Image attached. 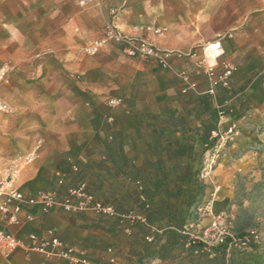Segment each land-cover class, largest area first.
<instances>
[{
    "label": "crops",
    "instance_id": "obj_1",
    "mask_svg": "<svg viewBox=\"0 0 264 264\" xmlns=\"http://www.w3.org/2000/svg\"><path fill=\"white\" fill-rule=\"evenodd\" d=\"M230 1L225 3L230 6ZM254 3L257 12L230 38L220 41L218 68L222 63L236 68L231 79L232 91L238 92L235 96L248 91L262 75V103L264 0ZM225 8L229 16V7ZM219 17L216 0H0V67L11 70L0 84V101L8 108L0 112V179L17 156L34 150L32 162L21 169L11 188L47 186L59 170L66 171V158L71 157L82 169L93 171L95 178L86 179L90 187L111 189L116 200H129L126 176L114 175L111 157L115 150L100 146L97 140L108 139L107 144H112V126L117 125L133 142L127 151L128 169L146 168L151 164L145 156L155 144L154 128H167L169 120L179 116L198 119L199 105L191 103L184 110L182 87L170 81V71L125 58L117 45L94 55H85L83 48L113 18L125 35L172 52L173 71H193L200 46L233 26L230 16L217 23ZM189 52H193L191 57H182ZM249 63L260 69H249ZM250 74L254 78L249 85H240ZM137 92H141L140 103L130 105ZM111 100L121 103L111 104ZM95 113L105 128H95ZM175 135L181 137L180 132ZM2 203L0 197V228L22 246L7 256L0 254V264H69L56 255L26 249L31 234L40 240L59 237L83 251L88 264H110L108 248L113 250L112 264H166L159 256L150 258L146 254L149 244L143 241L153 235L158 252L168 248L165 230L156 235L149 226L115 230L92 213L70 214L58 206L47 213L31 208L28 212L33 218L27 221V211L12 215L10 206L7 211L1 209ZM187 253L184 246L174 264H180Z\"/></svg>",
    "mask_w": 264,
    "mask_h": 264
},
{
    "label": "rangeland",
    "instance_id": "obj_2",
    "mask_svg": "<svg viewBox=\"0 0 264 264\" xmlns=\"http://www.w3.org/2000/svg\"><path fill=\"white\" fill-rule=\"evenodd\" d=\"M254 1L231 0L229 6L225 3V0H216L217 15L220 16L217 23H221L222 20L230 16L233 26L223 32L217 33L214 41L200 46V55L194 64L195 69L193 71L190 69L173 71L170 62L171 58L167 69L160 68L141 59H133L141 60L153 68L162 71H170L173 76L170 81H178L182 87V93L192 91L198 97L207 96V104L211 106L210 110L215 114L216 121L213 123L214 127L209 134L210 144L206 146L207 150L202 157L198 156L200 150L198 137L188 134L181 144L190 147V149L180 156L175 163L168 161L163 156V164L158 173L155 172L154 163L158 156L164 154L168 140L176 136L175 132L179 131H174L169 123L166 124L167 128L155 127V135H153V142L155 144L145 156L151 164L144 168V172L139 173L138 179L141 184L138 182L135 185L134 181L126 177L130 195L133 193L134 188L139 192L140 187L150 181L148 184L151 185V189L146 198L147 200L143 196L139 197L142 202L146 201L144 209H148L149 206L159 207L164 202L170 206L168 211L174 213L178 221L183 223V225L186 223L183 230L187 234L203 239V232H207L208 230L209 234L204 238L205 246L202 250L210 258L212 257L207 250L213 248L210 246H213L216 240L222 239L223 243L221 247L226 248L227 251L225 264H264V102L261 103L263 99L261 79L263 76H257L255 83L252 84L248 91L241 92V94L235 96L238 92L232 91L231 79L236 68L225 63L221 64V69L218 68V58L221 54L220 45L219 49L214 51H210L207 47L211 44L220 43L225 38H230L239 27L245 25L249 17L257 12L255 6H252V4H255ZM225 6L229 7V16ZM245 6L246 10H243ZM225 12L227 13L226 16ZM237 19L238 24L236 23ZM192 55L193 52H189L182 57L189 58ZM248 67L251 70L260 69L259 65L251 63L248 64ZM226 68H229L231 73L227 79L223 80L222 76ZM192 76H196V79H193ZM253 78L252 74L245 75L240 85H249ZM140 93L137 92L135 98L130 100V105H138L140 103ZM120 103L121 101L117 100L115 104ZM202 104L198 103L199 107L197 110L200 115L199 118L197 117L198 119L203 118L204 106ZM198 119H187V121L199 125L200 121ZM196 120L199 122H196ZM97 126L105 128V124L99 122L98 119ZM112 127L114 130H120L123 133L117 135L112 144H107L106 141L109 140L102 138L97 140L98 144L110 150L111 148L115 150L116 154L112 156L113 160H115V163L114 161L112 162L114 169L116 168V163L122 161L124 162L125 172L134 173L135 171L128 169L127 163L129 157L127 151L133 142L128 138L129 134L126 131L118 129L117 125ZM185 128L191 130L188 124ZM229 128H232L231 134H227ZM212 132H216L217 135L213 136ZM140 144L141 142L139 146ZM91 147H94V145H91ZM171 148L181 150L183 147L180 145L176 147L172 146ZM31 152H34V150L17 156L12 164L20 162L22 157ZM199 162L201 166L197 174H195V178L202 185V193L198 203L193 207H188L187 204L190 201V197L195 194L196 189L193 177H190L189 181L186 182L184 179H176L175 176L185 174L187 172L185 168L187 165L193 166L191 174L194 175V170L197 168V163ZM66 164V171L59 170L55 174V178L50 180L47 186L41 188L27 186L25 189H22L24 187L19 189L27 192V194H34L37 191L54 190L63 193L66 188L76 187L80 183H83L86 190L98 201L112 206L115 214L113 216H105L89 211L70 214L92 213L95 216L103 218L102 222L105 225L114 227L115 230L129 229L132 227L130 226L131 223L134 222L138 224L135 228L143 230L142 226H149L152 227L155 234L160 233L159 230L162 227L147 223L143 219L142 209L135 204L131 196H129V200H116V197H114L115 192L111 191V189H102L94 185L89 186L86 179H93V171H87L83 168L79 174L75 175L77 163L71 157H67ZM25 166H21L20 171ZM172 166L176 167L174 172L171 171ZM98 167L102 168V164L98 165ZM163 170L167 172V180L160 179L161 184L155 188L154 182L161 178V171ZM114 175L125 176V174L116 173L115 170ZM4 177L5 175L0 179V183ZM59 180H61V183H59ZM115 208H118V210ZM217 218H219L217 228L212 230L210 228L211 222ZM174 231L179 232L177 229H174ZM187 234L186 236L189 240ZM148 236L152 237V240L150 242L146 241V236L143 240L146 244L153 242V235ZM199 242L202 243V241ZM154 244L152 243L151 246L154 251L149 253L150 258L157 257L160 254L156 249L157 244ZM202 244L204 245V243ZM185 246L188 248L189 245L186 244ZM109 249L110 251H108ZM106 251L108 254H111L108 263H114V261L110 262V259L114 258L112 248H108ZM183 252L177 249L173 250L171 254L174 257L167 258L165 260L166 264H174L173 261L176 256L178 257ZM182 256L180 264H197V252H194L192 255L187 253Z\"/></svg>",
    "mask_w": 264,
    "mask_h": 264
},
{
    "label": "built area",
    "instance_id": "obj_3",
    "mask_svg": "<svg viewBox=\"0 0 264 264\" xmlns=\"http://www.w3.org/2000/svg\"><path fill=\"white\" fill-rule=\"evenodd\" d=\"M158 32V30H154V33ZM116 45L119 46L121 56L129 59H141L145 62L155 64L163 69H167L169 67V60L173 56L172 52L160 50L145 40L125 35L117 27L113 18H111L104 26L102 33L98 38L91 40L86 44L83 48V53L85 55H94L102 50L109 49ZM207 49H210V51L219 49V43L208 45ZM10 71L11 70L8 66L0 67V83L7 81ZM230 73L231 70L226 68L222 79H227ZM210 92H212V90H210ZM110 102L111 104L116 103L115 100H111ZM7 110V106L0 101V112H5ZM231 133L232 128H229L227 134ZM212 135L216 136L217 134L216 132H212ZM33 158L34 152L25 155L22 157L20 162L12 164L11 168L5 173V177L0 183V197H3V203L1 205L2 210L7 211L8 206H10L12 215L18 214L21 211H27L25 217L26 220H31L33 218L28 211L35 207L42 213H47L53 206H58L66 213H81L89 211L105 216H113L115 214L112 206L98 201L90 192L86 190L85 184L83 183L67 190V192L62 195L55 190L37 191L34 194H25L20 190L11 188L10 185L18 177L21 166L31 163ZM74 170H76V168H74ZM59 183H61V180H59ZM218 223L219 218L213 219L210 228L212 230L216 229ZM185 234L187 233L185 232ZM208 234V230L207 232H203V239L187 234L189 236L188 244L202 241L205 246L204 238L208 236ZM145 239L150 242L152 237L147 236ZM222 243V239L216 240L215 244L210 247L215 248L217 246H221ZM20 246H22V242L20 240L0 228V254L7 256ZM26 249H34L49 255H56L60 258L66 259L69 264H88V260L83 251L76 250L75 248L68 246L63 240L54 235H52L48 240H40L36 235L31 234L29 236V244ZM212 249L210 248L207 250L210 252L211 256L213 255ZM108 251H110V249ZM113 261L114 258H111L110 262Z\"/></svg>",
    "mask_w": 264,
    "mask_h": 264
},
{
    "label": "trees",
    "instance_id": "obj_4",
    "mask_svg": "<svg viewBox=\"0 0 264 264\" xmlns=\"http://www.w3.org/2000/svg\"><path fill=\"white\" fill-rule=\"evenodd\" d=\"M180 98L184 101L185 106H184V110H186V105H189L191 103H203L205 105L204 109H203V118L202 119H198L199 125H195L192 123H189L183 116H179L176 118H171L169 120V124L171 125V127L174 129V131H179L180 132V136L181 137H177L174 136L173 138L168 140V144L166 146L165 152L163 155L158 156L157 160L154 163V168H155V172H159L160 168L163 164L162 162V157L165 156L167 158L168 161H171L172 163H175L176 160L182 156L188 149H190V147L188 146H184L183 144H181V142L183 140H185L186 136L188 134L194 135L196 137H198V143L200 144V150L198 152V156L202 157V155L204 154V152L207 150L206 146H208L209 143V134L212 130V128L214 127V122L216 121L215 118V114L210 110V105L207 104V96L204 97H198L195 95L194 92L192 91H186L183 94H180ZM186 114H188L189 116L191 115L190 112H186ZM99 118V115L97 113H95V119L93 121V124L95 125L96 128V120ZM189 125L191 130L186 129V125ZM179 129V130H178ZM121 133H123L120 130H114L111 134L112 139L116 138L117 135H120ZM192 137V136H190ZM100 140V138L98 139ZM182 145V149L179 150L177 148H171L172 146H180ZM108 158H110V156H108ZM112 158V157H111ZM111 161L115 163V160H113V158L111 159ZM150 165V164H149ZM200 162L197 163V168L194 170V175L191 174V171L193 169L192 165H187L186 168V173L179 176H175L176 179H180V180H185L186 182L189 181L190 177H193V183L196 187L195 189V194L193 196L190 197V201L187 204L188 207H193L195 206L198 201H199V197L201 196V191H202V185L200 183H198L197 179L195 178V174H197V172L200 169ZM77 167V172L75 173V175L79 174L81 171V167L79 166V164H76ZM116 173H122L125 174V176L129 179L134 181L135 183H140L139 181V173L140 172H144L145 169H137L134 173H127L124 170V162L122 161H118L116 163V168L114 169ZM176 170L175 166L171 167V171L174 172ZM161 178H159L157 181H155L154 183V187H158L160 183V179L162 180H167V172H165L164 170L161 171ZM152 181V180H151ZM150 182V181H149ZM148 182V183H149ZM173 182V181H171ZM148 183L143 184L144 186L140 187L139 192H137V190L134 188L133 189V193L130 195L132 197V200H134L135 204L138 205V207H140L142 209V215H143V219H145V221L147 223H154V222H160L163 221V225H158V227H162L161 230H165L163 231V233L165 232L164 235L167 236V238L170 240V244L168 248L165 249H161L159 251V257H161L163 260H166L167 258H173L174 256H172V251L173 250H179L181 252L184 251V246L186 244L189 243V240L183 230V227L185 226V224L183 225V223H181L180 221H178V219L174 216V213L169 212L168 209L170 208V206L164 202H162L161 206H149L148 209H144V205L146 204L145 202H142L140 200V196H143L145 199L148 197L149 193H150V189H151V185H149ZM141 184V183H140ZM151 184V183H150ZM136 185V184H135ZM74 188V187H72ZM136 188L138 189V187L136 186ZM71 188H66L64 190L63 193H60L59 191H57L59 194H64L67 192V190H69ZM134 195V196H133ZM147 200V199H146ZM118 210V208H115ZM132 227L138 226L137 223H131ZM160 227V228H161ZM159 228V229H160ZM173 228V230H171ZM174 229L179 230V232L174 231ZM156 235V234H155ZM155 239L156 237L153 236V242L155 243ZM240 239V238H239ZM152 243L149 244V247L146 254L149 255V253H152L153 247ZM154 244V245H155ZM188 254L192 255L194 252H197V264H225L226 262V255H227V251L226 248H222L221 246H217L215 248L212 249V253L213 256H211L212 258H210V256L208 254H206L205 252H203V247L204 245L200 242H194V243H190L188 244Z\"/></svg>",
    "mask_w": 264,
    "mask_h": 264
}]
</instances>
